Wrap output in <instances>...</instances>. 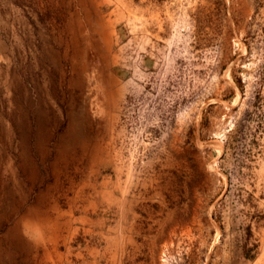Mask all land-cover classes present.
Segmentation results:
<instances>
[{
  "label": "rangeland",
  "instance_id": "rangeland-1",
  "mask_svg": "<svg viewBox=\"0 0 264 264\" xmlns=\"http://www.w3.org/2000/svg\"><path fill=\"white\" fill-rule=\"evenodd\" d=\"M0 264H264V0H0Z\"/></svg>",
  "mask_w": 264,
  "mask_h": 264
}]
</instances>
